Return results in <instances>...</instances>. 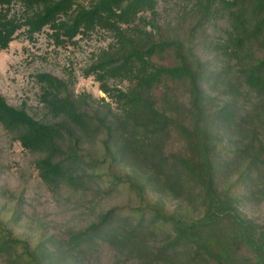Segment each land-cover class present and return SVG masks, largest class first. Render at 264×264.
Instances as JSON below:
<instances>
[{
  "label": "trees",
  "instance_id": "trees-1",
  "mask_svg": "<svg viewBox=\"0 0 264 264\" xmlns=\"http://www.w3.org/2000/svg\"><path fill=\"white\" fill-rule=\"evenodd\" d=\"M89 1L0 0V50L8 49L22 29L33 39L50 28L59 42L96 29L111 33L115 44L88 73L118 110L103 99L104 109L92 111L87 100L73 98L66 82L41 73L36 75L40 101L50 120L35 118L25 105L14 107L0 94V125L24 150L39 156L35 167L50 189L87 193L105 179L111 188H130L138 204L124 218L110 209L97 222L70 229L61 239L49 235L35 246L15 238L0 219V256L6 264H92L93 253L106 244L114 252L113 264H264V221L243 216L228 194L231 187L218 189L221 135L207 123L208 118L237 122L239 133L250 137L239 157L250 164V174L263 173L264 58L257 49L264 46V0H181V14L196 17L186 39L164 38L158 0ZM15 4L22 5V17L10 16ZM197 36V46L205 45L217 57L214 69L191 45ZM109 80L129 86L110 88ZM217 81L224 86L222 94L227 90L243 104L241 109L205 110L216 96L208 87ZM165 103L178 115L159 107ZM173 131L187 155H167ZM100 132L103 156L95 158L83 146L93 145ZM124 163H130L132 175L114 171ZM160 190L197 198L202 215L190 219L164 211L151 200ZM160 229L171 234L157 247Z\"/></svg>",
  "mask_w": 264,
  "mask_h": 264
},
{
  "label": "rangeland",
  "instance_id": "rangeland-1",
  "mask_svg": "<svg viewBox=\"0 0 264 264\" xmlns=\"http://www.w3.org/2000/svg\"><path fill=\"white\" fill-rule=\"evenodd\" d=\"M82 1L84 4L90 2ZM182 5L184 6L181 0H158L159 26L164 38L176 35L186 39L196 17H184L181 14ZM10 9V16L24 15L21 4H15ZM145 16L149 18L150 14L146 13ZM200 41V36H197V39L191 40V45L200 53L201 62L209 63L210 69H214L219 63L218 59L211 50L204 49L205 45L197 46ZM114 44L113 35L102 29L81 34L71 42L56 41L50 28H45L33 39L28 37L26 29H22L8 49L0 50V94L10 105L17 108L25 105L35 118L50 120L51 117L47 115L40 101L41 86L36 79L38 74L49 73L68 84L74 99L81 97L87 100L90 110L104 109L103 99L111 104L113 110H118L112 98L101 91L95 75L88 73L99 55L110 51ZM257 54L264 58V46L257 49ZM234 75L230 74L231 79ZM108 84L110 88L123 91L129 86L127 81L117 80H109ZM224 90V86L218 81L215 86L209 85L208 91L216 96L215 100L207 104L205 110H216L220 106L232 110L241 109L243 104L233 99L227 90L222 94ZM181 100L184 105L188 103L185 95L181 96ZM159 107L174 116L178 115L170 104L165 103ZM213 120L208 118L207 123L212 125L215 134L221 135L217 148V187L219 190L231 187L228 194L236 201L237 209L249 220L261 224L264 221V170L263 173L255 171L250 174V164L242 155L239 157V150L248 144L249 136L246 138L239 133L237 122L219 118L216 122ZM103 138L104 133L100 132L95 135L93 145L83 148L95 158H101ZM260 139L264 142L263 136ZM166 153L170 156L174 153L188 154L184 141L174 131L171 133ZM38 158L37 154L24 150L13 135L0 125V219L8 224V230L15 238L26 240L31 246H35L49 235L54 239H61L70 229L97 222L99 215L110 209H117L118 217L124 218L132 213L131 208L138 204L135 192L129 190L130 188L126 185L111 188L105 179L98 182L96 191L90 189L87 193L76 194L66 190L54 191L40 178L35 167ZM121 165V169L119 166L113 170L131 173L130 163ZM86 169L91 170L89 172L95 170L96 173H103V169ZM154 192L156 193L152 195L151 200L166 212L183 214L190 219L202 215L203 208L199 206L197 198L190 200L166 190ZM150 218L151 216L147 220ZM170 234L169 229H160L154 245L159 247L163 241L169 239ZM101 245L102 247L93 253L91 263L113 264L114 252L108 245ZM0 264H6L1 256Z\"/></svg>",
  "mask_w": 264,
  "mask_h": 264
}]
</instances>
